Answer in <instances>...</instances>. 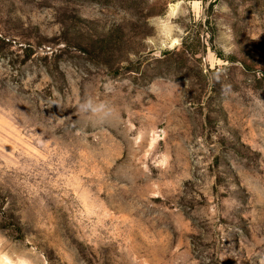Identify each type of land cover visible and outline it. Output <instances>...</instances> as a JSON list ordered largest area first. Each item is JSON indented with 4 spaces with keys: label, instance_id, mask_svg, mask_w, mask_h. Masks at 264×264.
Returning <instances> with one entry per match:
<instances>
[{
    "label": "rangeland",
    "instance_id": "obj_1",
    "mask_svg": "<svg viewBox=\"0 0 264 264\" xmlns=\"http://www.w3.org/2000/svg\"><path fill=\"white\" fill-rule=\"evenodd\" d=\"M0 264H264V0H0Z\"/></svg>",
    "mask_w": 264,
    "mask_h": 264
}]
</instances>
